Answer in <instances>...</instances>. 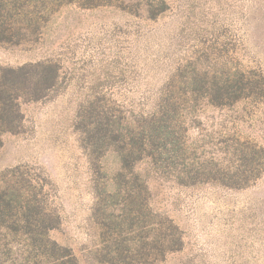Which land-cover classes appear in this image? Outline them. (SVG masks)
Masks as SVG:
<instances>
[{"label":"rangeland","instance_id":"obj_1","mask_svg":"<svg viewBox=\"0 0 264 264\" xmlns=\"http://www.w3.org/2000/svg\"><path fill=\"white\" fill-rule=\"evenodd\" d=\"M156 21L110 7L56 13L31 46L0 45V70L50 60L59 68L52 90L37 101L18 99L21 127L0 135V174L24 167L46 182L48 206L58 215L52 240L69 248L79 264H98L92 222L91 170L75 130L78 108L91 94L117 99L127 112L146 113L178 64L230 58L264 75V0H166ZM222 65L218 66L221 68ZM236 132L264 147V103L245 102L232 110L204 108L189 128L191 138L217 139ZM108 172L118 168L107 153ZM146 181L154 212L182 232L183 247L161 264H264V173L251 186L191 187L155 174L146 162L135 166Z\"/></svg>","mask_w":264,"mask_h":264},{"label":"trees","instance_id":"obj_2","mask_svg":"<svg viewBox=\"0 0 264 264\" xmlns=\"http://www.w3.org/2000/svg\"><path fill=\"white\" fill-rule=\"evenodd\" d=\"M70 5L110 7L148 21L168 10L166 0H0V45L36 44L52 17ZM214 48L178 64L149 112L129 113L103 93L87 96L78 108L74 127L91 170L98 264H161L183 247L178 226L152 210L147 183L135 170L138 163L146 162L158 176L185 187L244 189L264 173V147L236 132H221L211 140L189 137L206 107L229 111L245 102L252 108L264 103L259 70L235 58L222 64L199 61L208 52L219 59ZM58 78L59 68L50 60L1 69L0 135L20 130L18 99L45 97ZM107 153L117 158L114 172L103 165ZM23 169L0 174V264H79L69 248L49 236L58 215L48 206L46 182Z\"/></svg>","mask_w":264,"mask_h":264}]
</instances>
